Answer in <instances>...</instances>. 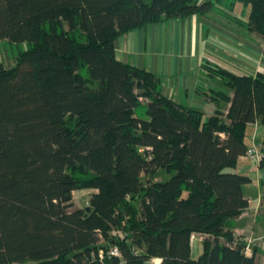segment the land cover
<instances>
[{
  "label": "trees",
  "instance_id": "1",
  "mask_svg": "<svg viewBox=\"0 0 264 264\" xmlns=\"http://www.w3.org/2000/svg\"><path fill=\"white\" fill-rule=\"evenodd\" d=\"M222 1L264 40V0H0V40L27 44L0 62V264H259L227 224L248 204L234 167L264 124V72L203 60L220 87L204 93L229 102L205 116L114 55L119 34Z\"/></svg>",
  "mask_w": 264,
  "mask_h": 264
},
{
  "label": "crops",
  "instance_id": "2",
  "mask_svg": "<svg viewBox=\"0 0 264 264\" xmlns=\"http://www.w3.org/2000/svg\"><path fill=\"white\" fill-rule=\"evenodd\" d=\"M224 2L204 13L166 18L119 34L114 39L116 59L154 73L161 92L177 103L198 107L205 116L217 109L225 113L229 102L212 100L204 93L205 88L218 89L219 84L200 71L202 61L237 73L264 72V40L246 28L247 17L238 15L235 4L227 9ZM244 141L246 147L254 141L263 142L264 124L247 123ZM234 171L250 179L242 186L248 204L228 221L227 228L241 241L246 236L258 238L264 232V156L257 159L241 154ZM201 238L199 233L191 235L192 256L200 252ZM252 252L259 264H264L260 239L252 245L249 254ZM152 261L158 264L160 258Z\"/></svg>",
  "mask_w": 264,
  "mask_h": 264
},
{
  "label": "rangeland",
  "instance_id": "3",
  "mask_svg": "<svg viewBox=\"0 0 264 264\" xmlns=\"http://www.w3.org/2000/svg\"><path fill=\"white\" fill-rule=\"evenodd\" d=\"M249 10H250L249 5H244L240 2L235 3V11L242 18H246L248 16ZM26 46L27 44L25 42H21L17 45V44H10L5 40H0V62H3L5 65L13 64L17 49L25 48ZM260 68L262 69L263 67ZM138 110L141 112L143 110V107L139 106ZM91 191L92 189L89 188L74 190L73 207H83L87 203Z\"/></svg>",
  "mask_w": 264,
  "mask_h": 264
},
{
  "label": "built area",
  "instance_id": "4",
  "mask_svg": "<svg viewBox=\"0 0 264 264\" xmlns=\"http://www.w3.org/2000/svg\"><path fill=\"white\" fill-rule=\"evenodd\" d=\"M244 156H247L249 158H257L260 159L264 156V141L263 142H257L254 141L250 145H248L245 149V152L243 153ZM260 239L263 243L264 247V232L262 233L261 236L258 238L252 237V236H246L242 239L243 246H242V251L245 254H249L251 252V247L254 245L255 241ZM108 251L112 254H118V248L116 245H111L108 249Z\"/></svg>",
  "mask_w": 264,
  "mask_h": 264
},
{
  "label": "water",
  "instance_id": "5",
  "mask_svg": "<svg viewBox=\"0 0 264 264\" xmlns=\"http://www.w3.org/2000/svg\"><path fill=\"white\" fill-rule=\"evenodd\" d=\"M86 208L89 209V206L87 205Z\"/></svg>",
  "mask_w": 264,
  "mask_h": 264
}]
</instances>
